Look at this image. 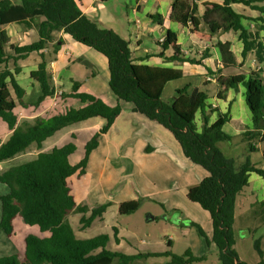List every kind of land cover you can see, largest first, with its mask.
Segmentation results:
<instances>
[{"label": "trees", "instance_id": "1", "mask_svg": "<svg viewBox=\"0 0 264 264\" xmlns=\"http://www.w3.org/2000/svg\"><path fill=\"white\" fill-rule=\"evenodd\" d=\"M235 3L257 10L259 16L244 17L232 8ZM260 3L263 4L258 5ZM204 5L203 14L197 17L194 2L185 11L174 0L173 16L182 24L191 20L195 29L199 23H204L210 35L228 31L237 33L242 43L240 65L251 54L259 66L248 73L220 74L222 68L236 66V62L230 42L218 40L215 46L219 53L220 68L217 71L207 68V74L215 78L217 100L224 99L228 89L237 90L239 86L244 89L252 127L242 133L247 149L239 156L226 154L217 146V143L231 141V136L223 130L228 116L221 113L218 107L207 103L205 91L198 88L189 91V84H186L176 89L171 98L164 100V86L168 81L182 78V70L137 63L129 41L112 29L100 26L97 19L83 14L75 0H0V119L11 130L8 138L0 141V162L14 157L32 143L39 149L34 159L0 170V183L8 187V191L0 195V230L5 235H12V221L19 215L25 224L36 225L41 233H45L42 236L27 234L22 255H0V264H112L113 261L116 264H131L143 256L140 253L126 255L106 249L109 235L105 233L85 239L76 238L68 220V214L76 207V201L67 179L74 174L79 176L85 173L89 154L98 145L99 135L110 128L120 113L119 101L131 103L133 111L169 130L179 143L183 155L207 172L198 184L187 189L186 198L199 204L209 214L211 241L217 248L218 264H248L239 258L233 247V224L238 197L249 186V174L256 173L264 180V144L259 161L262 165L251 159V153L256 150L252 144L255 137L264 143V130L254 131L264 118V0H221V3L206 2ZM149 17L153 22H161L158 14ZM243 20L248 22L245 24ZM251 22L254 27L250 26ZM10 23L19 24L24 31L36 28L38 40L24 45L9 43L5 26ZM60 32L106 57L108 88L117 103L109 105L93 94L79 91V83L73 81L70 92H61L59 97L77 100L78 107L66 106L62 111L38 118L32 125L22 129L16 124L14 109L17 104H29L22 101L24 89L14 77L20 70L18 60L32 52L40 56L36 69L30 72V77L39 85L40 94L30 104L38 106L45 98L53 97L55 88L47 64L55 58L63 44L62 38L57 37ZM159 44L162 50L157 56L168 61L201 64L203 58L210 56L207 50L199 57L183 54L175 33L170 30L166 31ZM168 48L172 53L166 56L164 50ZM9 60L12 61V67L9 66ZM79 60L85 65L90 64L83 58ZM197 113L201 118L200 128L195 119ZM212 113L217 117L209 123ZM96 117L102 118L104 123L86 142L77 163L72 164L69 160L76 150L72 142L41 149L42 143L61 128ZM139 205V199L121 201L118 213H133ZM108 206L109 202L98 205L87 216L85 209H80L81 227H87L95 218H101ZM244 215L248 219L245 222L251 221V225L246 226L249 233H255L264 224V198L251 201ZM191 225L200 237L206 239L198 223L191 222ZM112 230L116 236L117 228L113 226ZM252 237L254 248L260 256L256 264H264L260 238H254V234ZM146 256L168 257L167 264H191L205 259L204 254L196 256L191 249H186L180 255L166 250Z\"/></svg>", "mask_w": 264, "mask_h": 264}, {"label": "crops", "instance_id": "2", "mask_svg": "<svg viewBox=\"0 0 264 264\" xmlns=\"http://www.w3.org/2000/svg\"><path fill=\"white\" fill-rule=\"evenodd\" d=\"M33 1L39 2L42 0ZM75 1L83 14H85L89 18L97 19L101 24L105 23L107 19H112V16L107 15L105 7V5L107 3H110L112 0ZM173 1L174 0H124L126 7L129 10L131 9L133 11L134 20L132 21V23L136 25H134L136 31L133 34L129 35V40L126 39L127 41H129L130 49L133 51V55L137 59L136 62L145 63L151 66L172 67L182 70L183 77L168 81L163 88L162 95L164 96V94H166L168 86L170 84H173V82L175 81H180L181 83L179 85H172L170 87L166 96L167 98L172 97L176 89L181 88L186 84H189V91H191L193 88H198L199 90L205 91L208 95L207 103H210L214 107H218L221 113H225L228 116V121L224 124L223 129H225L227 134L231 136V140L234 137H239L240 140L244 142H242V149H245V146H247V142L243 139L242 133L247 129H251L252 120L251 113L244 100V89L242 86H239L237 90L228 89L225 98L222 100H217L216 93L218 88L215 84V78L213 75L207 74V68L211 69L212 71H217V69L220 68L219 53L215 46V43L218 40L222 42H230L231 50L236 62V66L222 68L220 74L233 75L238 73H248L250 70L259 68V66L256 65L255 60L253 59V55L252 60L248 65V70H244L247 58L240 65V63L242 62V43L238 39L237 33L228 31L217 32L216 34L210 35L207 27L202 22L199 23L198 27L195 29L193 28V23L189 19L185 24H182L178 20H176L173 16ZM177 2L181 7L184 8L185 11L188 10L189 6L192 4V2H194L197 6L196 16L201 17L205 10L204 3H221V0H177ZM261 4L263 3H260L258 5ZM232 8L244 17L255 18L259 16V12L257 10L251 9L250 7L245 6L241 3L232 4ZM156 14L161 16L160 23L153 22V20L149 17V15ZM243 21L245 24L248 22L246 20ZM251 26H253V23L251 24ZM105 28H110L117 34H119L118 31L112 26H106ZM5 29L9 36V43L11 44L24 45L38 40V33L36 28L34 27L24 31L19 24L10 23L5 26ZM167 30L175 33L177 37V44L180 46V51L183 54L190 57H199L205 50H207L210 56L207 58H203L201 64H191L189 62H179L175 60L168 61L163 57L157 56L158 53L162 50L159 44V40L165 37ZM57 37L62 38L63 44L58 50L55 58L49 61V63L47 64V68L52 74V83L55 88V95L53 97L45 98L38 106H32L30 104L36 101L40 94L39 85L30 77V72L36 69L37 64L40 61V56L37 52H32L24 59L18 60L20 70L18 73L14 74V77L17 83L24 89L22 101L29 104L28 106L17 104L14 109V113L17 116L16 124L22 129H26L28 126L32 125L38 118L48 117L62 111L66 106L73 105L71 101L72 98L63 99L59 97V94L61 92H70L73 81H77L79 83V91L93 94L109 105H115L117 103L116 98L111 94L108 88L107 82L109 72L107 68L106 57L93 50L92 48L76 42L68 34H63L60 32L58 33ZM97 53L100 55H98ZM171 53L172 50L169 48L164 50V55L166 56L171 55ZM80 58L87 60L90 63L89 66L82 63L79 60ZM10 67H12V65H10ZM100 76H102L103 83L100 85V90H98V83L102 82ZM208 77H213L214 79L208 80ZM210 85H212V87H210ZM129 113L131 114V116H128L129 121L132 118L135 119V121H133L135 129H132L134 130V132L131 131V134H140L142 136L141 140H143V149H120L122 144H126L131 141V138H122L121 134L119 137L116 136L111 140L108 139L107 136L112 126L114 125L115 120L121 114L120 111L110 128L105 133L99 135L98 145L89 154L85 173L79 176L76 174L70 176L67 179L69 186L75 177L79 180L80 178L88 176L89 174L93 173V168L95 167L94 165L98 164L99 166H102L113 157L116 159L120 158L121 161L123 159L129 166L139 165L140 169L147 166L151 168L153 165H160L163 171L167 191L174 192L178 189H181L180 183L182 181V190L184 191V195L187 192L188 187L193 186L195 182L200 181L207 175V172L203 168H201L200 166L196 167L195 164L189 161L186 157H182L183 152L181 153V151H179V149L181 148L180 145H177V147L175 148L174 146H167L163 142L162 149H159L156 136H161V134L163 133L162 130H160L162 129L161 127H159L160 124L156 125L158 123L150 120L153 122L152 123L150 121H147V119H145L146 117H141L139 113L133 111L132 104L129 105ZM216 117V114L212 113L209 117V123L215 121ZM195 119L198 128H200L201 118L199 113L196 114ZM138 121L141 124L146 125V128H138ZM103 123L104 120H100L99 117H96L61 128L42 143L41 149H49L51 147L59 145V143L62 141V137H64L66 134H70L76 137V135H78L79 133H89L92 137L97 131H99ZM149 125L154 127L155 131H149L147 129ZM165 129L166 128H164V130ZM263 130L264 118L258 123V128L254 129V131L262 132ZM10 133L11 130L8 128L7 124L0 119V141H5ZM102 137L105 138V141H102ZM164 140L165 139H163V141ZM232 141H230L228 144H224V147H221L222 142L217 143V146L221 150L223 149L222 151L224 152V149H233L232 147L227 148V146H229ZM261 143L263 147L264 143L260 141V144ZM262 147L261 149H259V143H257L255 146L256 150L254 151L260 153V158ZM227 151L228 150H226L225 152L228 154L231 153ZM38 152L39 149L37 148L36 144L32 143L24 151L16 154L14 157L1 161L0 170L7 169L17 164L32 160L36 157ZM157 155L160 156L159 160L156 157ZM81 157L82 154L78 158H76V162L74 163H77L81 159ZM259 161L260 160H256L255 162L259 163ZM169 165L173 166L174 168L172 170L169 169ZM258 165L262 164L259 163ZM92 166L94 167L92 168ZM99 169V173L101 175L99 174L98 179L101 180L103 178L104 170L102 169V167H100ZM248 180L249 186L238 197V202L240 201L241 197L245 196L247 198L253 197L252 200L249 201V203L254 199L262 200L264 198V180L259 175L253 172L249 174ZM84 187H86V184L83 183L76 185L77 195L82 194L80 188ZM70 188L72 193V186H70ZM7 191V185L0 183V195L5 194ZM75 197L76 196H74V198ZM75 208L79 211L80 209L84 208L86 215V209L88 208V206L82 202L78 204L76 201ZM246 211L247 209L244 211V213L242 212L240 216V222H242L243 225L245 224L244 227L251 225V221L245 222L246 220H248L244 215ZM102 218L103 216L101 218L95 219ZM12 227L13 234L10 236L5 235L4 232L0 230V253H17L19 255H22V252L24 250V238L27 234L34 233L41 236L45 234L41 233L36 225L30 226L25 224L19 215H17L13 219ZM20 232H22V234H20ZM209 232H211V228H209ZM6 245L9 246L6 248ZM3 246L5 248H3Z\"/></svg>", "mask_w": 264, "mask_h": 264}, {"label": "rangeland", "instance_id": "3", "mask_svg": "<svg viewBox=\"0 0 264 264\" xmlns=\"http://www.w3.org/2000/svg\"><path fill=\"white\" fill-rule=\"evenodd\" d=\"M105 7L107 15L112 16V19H107V21L102 24L99 23L100 26H112L118 31L122 38L129 40V35L136 31V25L132 23L134 20L133 11L126 7L124 0H112L110 3H107ZM251 24L252 23H250V26ZM251 60L252 55H249L244 70H248V65ZM10 65H12L11 60H9V66ZM100 77L102 82L98 83V90H100V85L103 83L102 76ZM180 83V81H175L173 84H170L166 90V94H164V96L162 95V98L164 100L169 99L166 96L170 87L172 85H179ZM212 85H210V87H212ZM71 101L73 105L69 106H79L77 100L71 99ZM129 105H131L129 102H119L121 114L115 120L107 137L111 140L116 136L119 137L121 134L122 138H131V141L122 144L120 149H143L142 136L140 134H131V131L134 132L132 129H135L133 123L135 119L131 117L132 119L129 121L128 116H131L129 113ZM139 115L145 118V116ZM100 120L103 119L100 118ZM147 121L150 120L147 119ZM137 123L138 128H146V125L141 124L139 121ZM159 127L162 128L160 130L163 132H161V136H156L159 149H162L163 142L167 146H174L176 148L179 144H177L178 142L174 139L172 134L168 130H164L162 126L159 125ZM147 129L149 131H155L154 127L150 125ZM223 130L225 131V129ZM90 139L91 134L89 133H79L76 137L66 134L62 137V141L57 146H62L68 142L74 143L76 150L69 157L70 162L74 163L76 162V158L83 154L84 146ZM163 139L165 140L163 141ZM232 140V143H230L227 148L232 147L233 149H224V152L228 150L227 152H231L229 155L238 156L246 152L247 146H245V149H242L243 141L240 140L239 137H234ZM102 141H105L104 137H102ZM226 143L228 144L229 142H222L221 147H224ZM257 143H259V149H261L262 143L260 144L259 138L255 137L252 144L255 147ZM179 151L182 153L181 148ZM183 156L182 153V157ZM156 157L158 160L160 159L159 155ZM251 159L253 161L260 160V153H251ZM96 165H94L95 167L92 166V168L94 167L93 173L79 180L76 177L72 180V183H70L73 189L72 194L76 196L75 198L78 204L82 202L88 206L86 209V216L90 215L91 209L98 205L109 202V206L103 213L102 219H94L89 226L84 228L81 227L79 221L81 215L80 211L74 208L68 214V220L76 238L85 239L101 233L108 234L109 241L106 244V249L122 252L126 255L143 254V256L136 258L131 264H167L169 260L168 257L146 256V254L161 253L170 250L172 253L180 255L186 249H191L196 256L205 255V259L195 261L191 264L219 263L217 248L211 241L212 228L209 214L206 210L201 208L199 204L188 201L185 196L186 193L185 195L183 194L182 181L180 183L181 189L169 192L167 191L160 165H153L151 168L147 166L140 169L139 165L129 166L123 159L121 161L120 158L116 159L114 157L102 166ZM195 166L199 167L197 165ZM100 167L104 170L101 180L98 179ZM168 168L172 170L174 167L169 165ZM199 182L200 181L195 182L194 185ZM82 183L86 184V187L80 188L82 194L77 195L76 185ZM252 198H247L245 196L241 197L239 202L237 201L235 208V223L233 224L235 232V243L233 247L239 258L248 264H256L260 261V256L254 248L252 234H254V238H260V248L262 249L264 260V224H262L255 233L251 231V233H249L248 229L240 222L241 213H244L247 209L249 201L252 200ZM127 199H139V208L130 214H119L118 203ZM191 222L198 223L202 227L206 239L197 234ZM113 226L118 230L116 236L112 230ZM209 228H211V232H209ZM20 234H22V232H20ZM168 242H170V244H168ZM8 246L9 245H6L5 247L7 248ZM5 247L3 246V248ZM2 254L3 253H0V255ZM112 264H116V262L113 261Z\"/></svg>", "mask_w": 264, "mask_h": 264}, {"label": "built area", "instance_id": "4", "mask_svg": "<svg viewBox=\"0 0 264 264\" xmlns=\"http://www.w3.org/2000/svg\"><path fill=\"white\" fill-rule=\"evenodd\" d=\"M163 39H164V38H161V39L159 40V42H162ZM207 79H208V80H212V79H214V78H213V77H208Z\"/></svg>", "mask_w": 264, "mask_h": 264}]
</instances>
